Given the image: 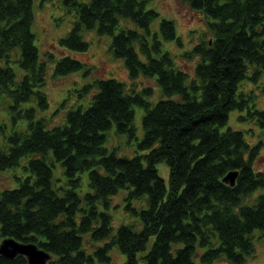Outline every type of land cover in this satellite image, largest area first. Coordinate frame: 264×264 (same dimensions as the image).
<instances>
[{
    "label": "trees",
    "instance_id": "trees-1",
    "mask_svg": "<svg viewBox=\"0 0 264 264\" xmlns=\"http://www.w3.org/2000/svg\"><path fill=\"white\" fill-rule=\"evenodd\" d=\"M148 1L75 2L78 21L59 45L81 52L89 47L84 30L112 35L111 52L124 58L132 76H156L164 98L152 105L140 93H127L123 82L100 78L88 107L69 110L64 124L48 127L29 107L26 131H14L8 145L0 144V170L16 168L26 158L27 172L18 187L0 190L1 236L37 243L51 254L48 264H94L84 242L102 260H110L108 250L117 245L127 256L123 264H138V253L149 244L146 264H194L203 248L206 264L221 258L245 264L255 252V231L264 236V192L253 204L243 202L264 189V170L254 165L264 139L250 146L242 131L220 129L232 110L247 104L239 85L249 67L255 80L264 70V0H182L212 18L210 37L186 52L188 59L198 58L193 74L174 67L157 35L153 43L148 40L159 16L146 8ZM34 21L33 0H0V95L13 96L17 105L34 100L45 108L48 63L40 58ZM161 31L166 40L181 42L172 20L163 19ZM17 48L26 72L20 81L10 64ZM83 66L65 55L54 74ZM135 104L146 109L140 146L149 152L118 156L107 148L106 132L116 125L118 132L134 135ZM255 112L264 129V110ZM55 160L64 164L69 188L54 180ZM161 161L170 167L169 189L157 169ZM236 169V184L225 183L224 176ZM85 172L92 191L82 194ZM127 187H132L129 199L147 198V208L134 209L142 227L122 224L112 235L113 217L101 206L109 209L113 196ZM89 233L96 244L111 240L92 245ZM0 264H28V259L0 255Z\"/></svg>",
    "mask_w": 264,
    "mask_h": 264
},
{
    "label": "rangeland",
    "instance_id": "rangeland-1",
    "mask_svg": "<svg viewBox=\"0 0 264 264\" xmlns=\"http://www.w3.org/2000/svg\"><path fill=\"white\" fill-rule=\"evenodd\" d=\"M89 0H33V8L35 13V21L33 24V32L36 35V44L39 48L40 58L48 63L46 84L43 90L47 93L48 106L42 108L36 101L22 102L17 105L14 97L3 93L0 95V144L6 146L10 143L9 138L14 131H26L30 118L27 116L29 107L35 108L36 118H45L48 127L62 125L66 122L67 113L71 109H77L81 106L86 109L93 100L95 92L94 82L100 78H115L125 84L126 92L140 93L152 105L164 98L162 88L157 81V77H148L143 73L132 76L127 69L124 58L116 57L111 52L110 46L113 40L112 35H102L97 28L84 30V39L88 41L89 47L86 51L75 52L68 51L59 45V40L66 37L73 29L78 21L77 4ZM147 9H154L159 16L152 22L150 33L147 38L150 43L154 42L155 36L162 42V51L170 52L175 68L185 69L191 74L194 73V65L198 58L188 59L186 52L191 50L195 45L202 42L203 39L210 37L209 22L212 18L203 10L193 9L182 0H149L146 5ZM163 19L172 20L176 26L177 36L181 42L177 40H166L161 31V22ZM132 24V23H131ZM132 25L131 27H135ZM142 31V30H141ZM53 54V56H51ZM158 56L157 52H153ZM71 55L84 63L83 68L68 75L56 76L54 67L60 57ZM21 49L17 48L11 55L10 64L17 74V80L20 81L25 75V70L20 64ZM143 60H147L142 55ZM254 68L249 67L247 78L243 79L239 85V92L244 94L247 104L243 108H236L230 112L227 123L221 126V131L228 128L240 130L244 133V137L250 146L258 144L264 139V129L258 122L256 110H264V70L255 80L253 74ZM134 135L129 132H118L116 125L106 132V146L110 152H115L118 156L134 157L136 155H144L149 152L143 149L140 143L145 136V127L143 123L146 109L143 106L134 105ZM261 150V151H260ZM260 152L254 160L255 169L264 170V145L260 146ZM24 160H21L20 166L7 170H0V190L12 189L19 186L27 172L23 167ZM54 180L58 185L69 188L67 175L65 174V166L61 161L55 160ZM160 177L164 180L167 189L170 188V167L166 161L157 164ZM20 178V179H19ZM81 193L92 191L89 186L88 172L82 175ZM132 187L120 189L113 196L109 209L101 206L102 210H106L113 217V232L116 234L118 228L122 224H134L137 229L142 227L140 215L134 209L140 211L147 208V198L129 199ZM261 188L244 199V203L253 204L259 194L263 193ZM130 202L132 204L130 205ZM130 205V206H129ZM133 209H132V208ZM86 239L90 238L92 245L104 246L110 242L111 238L103 243H97L91 233L87 234ZM255 252L248 257L245 264H264V236L259 230L254 233ZM1 236L0 224V243ZM138 253V264H146L143 256L150 249ZM84 248L88 253L92 254L94 264H123L127 260L125 253L117 245L109 248L108 255L110 260L101 259L100 255L92 250L88 243L84 242ZM88 248V249H87ZM92 250V251H90ZM204 251L199 250V255L195 256L194 264H206L202 261L200 254ZM89 264V263H87ZM214 264H237L226 258L217 260Z\"/></svg>",
    "mask_w": 264,
    "mask_h": 264
},
{
    "label": "water",
    "instance_id": "water-1",
    "mask_svg": "<svg viewBox=\"0 0 264 264\" xmlns=\"http://www.w3.org/2000/svg\"><path fill=\"white\" fill-rule=\"evenodd\" d=\"M239 170L229 171L223 178L225 183L231 186L236 184ZM0 255L14 258L17 255H24L28 259V264H47L52 256L45 249L39 247L35 242H22L14 237L3 238L0 243Z\"/></svg>",
    "mask_w": 264,
    "mask_h": 264
},
{
    "label": "flooded vegetation",
    "instance_id": "flooded-vegetation-1",
    "mask_svg": "<svg viewBox=\"0 0 264 264\" xmlns=\"http://www.w3.org/2000/svg\"><path fill=\"white\" fill-rule=\"evenodd\" d=\"M48 264V263H47Z\"/></svg>",
    "mask_w": 264,
    "mask_h": 264
}]
</instances>
